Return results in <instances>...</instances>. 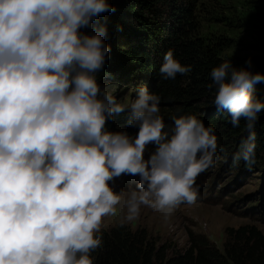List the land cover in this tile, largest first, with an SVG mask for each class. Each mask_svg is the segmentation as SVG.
Segmentation results:
<instances>
[{"label":"clouds","instance_id":"clouds-1","mask_svg":"<svg viewBox=\"0 0 264 264\" xmlns=\"http://www.w3.org/2000/svg\"><path fill=\"white\" fill-rule=\"evenodd\" d=\"M111 11L109 0H0V264H93L96 234L117 205L121 226L142 206L168 220L197 201V177L215 167L218 137L196 115H173L165 131L161 97L147 86L121 102L98 83L107 28L82 29ZM191 71L171 49L159 68L165 80ZM210 76L217 110L234 127L246 121L233 162L251 167L264 111L251 89L264 74L224 60ZM126 110L135 135L106 127ZM124 175L139 177L126 195L110 184Z\"/></svg>","mask_w":264,"mask_h":264},{"label":"trees","instance_id":"trees-1","mask_svg":"<svg viewBox=\"0 0 264 264\" xmlns=\"http://www.w3.org/2000/svg\"><path fill=\"white\" fill-rule=\"evenodd\" d=\"M109 3L115 11L101 14L94 20L92 28L82 29L91 33L97 25L107 28L104 39L110 51L103 69L97 73V79L101 80L106 75L119 76L129 82L136 74L144 76L146 86L152 85L154 93L162 100L182 103L172 109V116L194 114L205 126L214 128L218 139L232 140L228 149L231 150L229 155L234 157L241 140L248 136L246 121L241 119L239 126L234 127L230 115L226 111H218L213 104L215 86L210 73L222 62L211 50L203 51L198 40L190 39L193 29L191 6L183 5L179 0H109ZM156 4L170 7L171 21L176 22L175 26L169 24L168 28V24L160 22L161 11ZM180 16L181 19H177ZM118 37L125 38L128 45L120 46ZM169 49L183 65L192 67L190 73L177 74L175 79L161 78L159 68ZM239 63L241 67L264 74V58L253 66L246 65L243 60ZM251 91L254 97L264 100V81L254 84ZM198 98H204L202 105H188ZM200 107L203 115H197ZM116 120L118 124L123 123L124 114ZM113 126L109 120L106 127ZM166 129H171V126L167 125ZM254 130L256 161L264 162V111L258 114ZM244 162L241 159L246 166ZM96 235L102 243L90 253L93 264H264V234L254 226L244 225L230 231L223 251L206 239H197L183 251L171 255L166 254L164 245L157 246L149 239L145 230H132L127 225L118 224L109 230H100Z\"/></svg>","mask_w":264,"mask_h":264},{"label":"rangeland","instance_id":"rangeland-1","mask_svg":"<svg viewBox=\"0 0 264 264\" xmlns=\"http://www.w3.org/2000/svg\"><path fill=\"white\" fill-rule=\"evenodd\" d=\"M179 1L191 6L193 29L189 37L198 40L203 51L211 50L219 61L229 60L237 68L241 67L240 60L253 66L264 58V0ZM155 6L161 11L160 22L168 24V28L169 24L175 26L176 22L171 21L170 7L163 4ZM118 42L120 46L129 43L123 37H118ZM144 79V76L136 74L129 82L119 76L107 75L97 80L118 100L130 102L136 95L134 90L146 86ZM151 87L147 88L154 93ZM203 100L198 98L188 105H202ZM179 105L182 103L161 99L159 114L165 126L172 127V109ZM199 114H204L202 107L197 108ZM124 116L126 118L127 110ZM112 122L114 128H108L111 131H127L130 135L138 132V128L128 127L124 122ZM165 131H168L166 127ZM218 140L215 167L201 173L196 179L194 188L198 191V198L194 204H181L168 220L161 213L142 206L138 218L124 225L132 230H145L148 238L157 246H165L167 255L183 251L192 240L197 239H206L223 251L229 232L244 225L254 226L264 234V162L258 160L251 167L245 162L246 166H243L241 160L234 163L228 149L232 140ZM153 150V146L149 145L145 158ZM138 181V176L124 175L110 184L115 191H122L126 195L128 190L136 187ZM125 213L126 209L117 205L115 216L103 218L101 230H109L120 224L119 219Z\"/></svg>","mask_w":264,"mask_h":264}]
</instances>
